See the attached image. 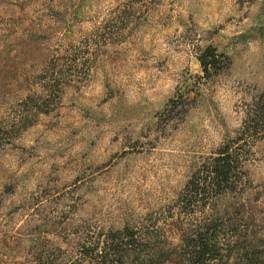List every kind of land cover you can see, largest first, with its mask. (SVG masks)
Segmentation results:
<instances>
[{"label":"rangeland","instance_id":"obj_1","mask_svg":"<svg viewBox=\"0 0 264 264\" xmlns=\"http://www.w3.org/2000/svg\"><path fill=\"white\" fill-rule=\"evenodd\" d=\"M260 107L264 0H0V264H138V240L187 264L205 238L203 264H264ZM224 144L239 192L184 212Z\"/></svg>","mask_w":264,"mask_h":264},{"label":"trees","instance_id":"obj_2","mask_svg":"<svg viewBox=\"0 0 264 264\" xmlns=\"http://www.w3.org/2000/svg\"><path fill=\"white\" fill-rule=\"evenodd\" d=\"M215 50L208 47L206 52L200 58V66L207 73L210 68L215 66L216 62ZM49 91V90H48ZM264 113L260 107L255 114H252V119L244 122L242 128V134H249L254 132L257 128L256 122L259 120V116ZM239 152L228 144H224L222 147L217 149L212 155L208 156L200 165V167L192 174L190 179L185 185L183 191L179 194L180 201L186 204L184 212H194L195 203L201 201L202 207H207L210 201L216 195L222 193H237L239 192L240 182V164H239ZM208 224H203L202 229H206ZM207 231V230H206ZM141 233L138 232V237ZM143 235V234H142ZM212 239L205 238L201 243H194L189 248H183L179 254H174L168 257L170 263H198L203 264L205 261L204 256L212 251L213 245ZM140 241L138 240V264H151L152 261L159 257L161 251L154 249H141L139 247ZM210 248V249H209ZM93 262L96 264H109L110 262H116L121 260L123 255L116 252L115 248L112 247V242H106L100 246L98 242L93 245L92 248ZM209 263V262H208Z\"/></svg>","mask_w":264,"mask_h":264}]
</instances>
